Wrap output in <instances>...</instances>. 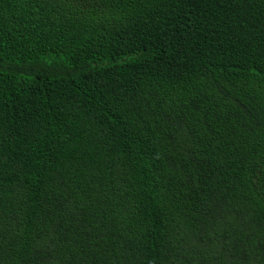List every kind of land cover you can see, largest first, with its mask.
<instances>
[{"label": "trees", "instance_id": "trees-1", "mask_svg": "<svg viewBox=\"0 0 264 264\" xmlns=\"http://www.w3.org/2000/svg\"><path fill=\"white\" fill-rule=\"evenodd\" d=\"M0 264H264V0H0Z\"/></svg>", "mask_w": 264, "mask_h": 264}]
</instances>
